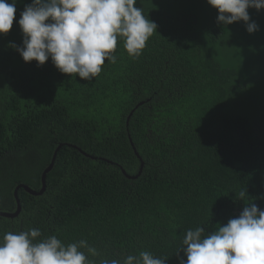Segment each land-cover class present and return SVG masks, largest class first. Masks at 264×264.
<instances>
[{
	"label": "trees",
	"instance_id": "trees-1",
	"mask_svg": "<svg viewBox=\"0 0 264 264\" xmlns=\"http://www.w3.org/2000/svg\"><path fill=\"white\" fill-rule=\"evenodd\" d=\"M31 2L16 0L0 35V210L16 209L20 183L40 189L60 143L78 148H60L43 195L18 190L22 210L0 217V238L35 228L38 241L86 240L94 264L142 251L180 264L187 230L207 236L247 204L264 209V9H249L259 25L249 34L242 21L219 25L206 0H137L158 26L142 54L118 37L116 63L84 81L10 46L22 44L17 22Z\"/></svg>",
	"mask_w": 264,
	"mask_h": 264
},
{
	"label": "clouds",
	"instance_id": "clouds-1",
	"mask_svg": "<svg viewBox=\"0 0 264 264\" xmlns=\"http://www.w3.org/2000/svg\"><path fill=\"white\" fill-rule=\"evenodd\" d=\"M206 2L217 10V23L222 27L242 21L249 34L259 31V25L251 21L249 9L258 12L264 9V0ZM136 5L137 0H32L25 5L17 22L23 34L22 44L10 46L25 63L35 61L39 67L51 60L60 73L89 81L101 73L105 60L116 63L113 53L118 37L124 40L128 55L135 59L157 31V24ZM15 16L16 0L11 3L0 0V35L9 33ZM27 91L34 92L32 82L21 86L20 92L28 95ZM49 101L57 108L67 104L59 97ZM47 102L40 98L28 107L39 108ZM57 148L55 153L60 150ZM244 195L241 191L240 197ZM220 225L207 236L202 235L201 227L187 230L180 250L186 259L179 257L180 252L177 254L180 264H264V209L255 203L247 204L237 217ZM38 237L41 231L35 228L5 233L0 238V264H94L81 251L87 249L96 255L86 240L65 245L55 235L39 241ZM165 262L142 251L138 256L127 255L123 260H106L103 264Z\"/></svg>",
	"mask_w": 264,
	"mask_h": 264
},
{
	"label": "water",
	"instance_id": "water-1",
	"mask_svg": "<svg viewBox=\"0 0 264 264\" xmlns=\"http://www.w3.org/2000/svg\"><path fill=\"white\" fill-rule=\"evenodd\" d=\"M135 110V109H134ZM133 110V111H134ZM133 111L130 113L129 117L133 114ZM131 143L133 145V147L135 146L134 145V142L131 140ZM72 145V144H70ZM61 146V144L59 145V147ZM74 147H77L76 145H72ZM59 147L57 149H59ZM135 148V147H134ZM79 150L84 153L86 156L88 157H92L94 159H96L97 157L95 156H92L91 154L87 153L86 151L82 150L79 148ZM135 153L137 154V156L139 157V159L141 160V166H140V171H139V174H141L142 172V169L144 167V161L143 159L140 157V154L139 152L136 150L135 148ZM56 155H57V152L54 153V157L53 159H56ZM51 170V167L47 168L45 172ZM124 172L126 173V171L124 170ZM138 175H136L137 177ZM20 187H23L27 192L31 193V194H43L46 190V187H47V182L42 180V187L40 188V190H35L33 189L32 187H30L28 184H25V183H22L21 185H19L15 190H14V196H15V199H16V204H17V208L15 211H1L0 212V216H7V217H14V216H17L19 215L20 211L22 210V204H21V200H20V197H19V194H18V189Z\"/></svg>",
	"mask_w": 264,
	"mask_h": 264
},
{
	"label": "bare ground",
	"instance_id": "bare-ground-1",
	"mask_svg": "<svg viewBox=\"0 0 264 264\" xmlns=\"http://www.w3.org/2000/svg\"><path fill=\"white\" fill-rule=\"evenodd\" d=\"M54 164H55V159L52 158L51 163L45 168V170H44L43 173H42V180L46 181V179H47V175H48V174L50 173V171L53 169ZM49 167H51V170L45 172L46 169L49 168ZM21 184H22V183H20L19 185H21ZM19 185H18V186H19ZM16 188H17V187H16ZM16 188H15V189H16ZM20 188H21V187H20ZM20 188H19V189H20ZM19 189H18V190H19ZM34 195H41V194H34ZM16 208H17V205H16ZM15 210H16V209H15ZM15 210H14V211H15ZM1 211H4V210H0V212H1ZM20 212H21V211H20ZM19 214H20V213H19ZM17 216H18V215H17ZM0 217H7V216H0ZM15 217H16V216H14V217H8V218H15Z\"/></svg>",
	"mask_w": 264,
	"mask_h": 264
},
{
	"label": "flooded vegetation",
	"instance_id": "flooded-vegetation-1",
	"mask_svg": "<svg viewBox=\"0 0 264 264\" xmlns=\"http://www.w3.org/2000/svg\"><path fill=\"white\" fill-rule=\"evenodd\" d=\"M70 144H72V143H63V144H61L60 147H59V146H58V147L61 148V147L64 146V145H69V146H72V145H73V144H72V145H70Z\"/></svg>",
	"mask_w": 264,
	"mask_h": 264
}]
</instances>
